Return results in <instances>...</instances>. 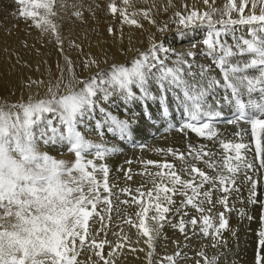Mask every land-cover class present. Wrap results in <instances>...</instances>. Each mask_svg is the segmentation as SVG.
Returning <instances> with one entry per match:
<instances>
[{"label": "snow or ice", "instance_id": "1", "mask_svg": "<svg viewBox=\"0 0 264 264\" xmlns=\"http://www.w3.org/2000/svg\"><path fill=\"white\" fill-rule=\"evenodd\" d=\"M17 2L21 5L30 2L34 8H43L45 15L37 20L36 26L42 27L45 32L49 29L57 32V25L48 18L57 15L53 10L56 0ZM123 3L128 5L129 0H123ZM204 3L208 5L209 0H204ZM183 7L187 9L186 4ZM236 7L235 0H229V5L221 12L219 20L213 19L217 9L203 12L193 9L187 15L180 12L174 14L178 18L175 22L184 30L206 29L205 38L201 42L206 47L201 55L212 58L220 70L219 78L212 74L214 70L211 65L194 64L196 53L191 50L177 54L172 66H169L166 61L170 57L160 54L173 50L153 40L148 51L136 49L138 55L132 59L131 66L113 64L109 70L101 69L83 79L77 76L71 67V61L66 58L68 77L62 72L55 83L47 86L44 97L36 99L30 96L27 101L7 108L0 106V264H80L78 257L86 242L103 264H114L110 257L126 246L127 237L105 256L103 249L109 242L94 239L89 242L88 235L89 220L93 216L104 220L97 211L99 204L105 206L109 219L111 218L113 191L109 184L110 170L106 164L98 165L97 161L116 149L108 148L102 142L90 141L79 126L87 127V121L94 119L101 100L108 101L113 95H120L127 100L136 99L134 88L140 89L145 100H156L159 97L165 103V115L168 114L165 94L178 89L176 98L181 100L183 110L189 117V122L183 125L181 131L190 129L201 137L218 140L219 134L210 122L199 126L193 122H200L205 118L211 121L221 116L224 108L228 107L237 114L233 123H249L255 137L253 160L240 155V150L246 149L247 145L222 140L220 144L224 155L220 159H213L217 156L215 152L204 148L196 149L191 145L187 153L169 149L172 155L185 164L182 169L184 176L177 172L174 164L146 162L147 165L161 169L155 173H147L153 177V189L147 193L137 189L139 195L133 197V202L140 205V211L136 214L139 223L133 226L141 229L140 234L147 237L145 243L149 249L146 253L148 264H152L155 241L163 227L161 221L167 219L166 214L172 211L170 206L176 203L173 196L184 197L177 212L191 206L203 214L199 231L205 237H212L213 247L226 243L221 237L222 231L228 228V220L221 212L214 223L211 215L204 214L211 213V208L205 209L203 205L212 204L211 195L214 190L225 193L239 191L229 185H235L241 163L245 169L244 180L250 183L249 202L264 204V201L256 199L259 179L248 174L249 171L264 170V142L257 131L259 129L264 132V9L259 15L245 17L244 8L241 7L239 19H232L231 11ZM255 7L256 4H253V9ZM110 8L114 14L117 12L115 4L110 5ZM150 11L141 10V14L155 24ZM20 14L25 18L37 19L35 11L22 8ZM76 15L81 13L77 12ZM122 16L125 23L142 27L136 19L129 20L123 11ZM243 27L248 28L250 38H246L244 34L237 35L238 30L243 31ZM112 31L109 28V32ZM159 31H167V25ZM178 32L182 36L185 34L181 29ZM226 37H231L232 43ZM56 39L63 51L58 34ZM195 47L193 44L192 48ZM189 57L193 59L189 60ZM92 65L99 68V63L94 59L86 62L84 67ZM194 66L199 70L193 71ZM150 82L158 86L157 96H153L149 90ZM42 83L43 81H29L26 86ZM221 89L225 93L223 96L218 94ZM255 94H258L259 99L254 98ZM99 112L104 114V122L103 125L98 124V127L106 125L109 131L118 133L121 139L131 137V125L127 120L111 115L103 107L99 108ZM54 144H65L68 151L74 154L75 161L69 164L64 160L54 159L43 150V145ZM232 152L235 153L234 156L230 155ZM89 154L94 159H87ZM188 157L205 163L214 175H209L196 164L188 163ZM127 178L132 177L129 175ZM206 184L209 185L208 189L202 191ZM121 191L131 195L130 189ZM145 195L148 197V207L143 199ZM218 202L227 209L226 196ZM121 203L128 204L129 201L123 200ZM149 207L154 208L156 213L150 218L155 222L151 229L145 224ZM248 218L252 219L251 216ZM261 219L264 220V217ZM198 222L200 221L194 216L188 224L194 229ZM126 223L132 224V218L129 217ZM185 227L181 217L179 230L183 233ZM258 236L260 246L264 247V229L259 231ZM131 251L136 252L137 249L132 248ZM180 255L177 252L164 257V260L167 264H176V257ZM197 255L204 264H219V256L210 258L204 251ZM196 264H201L200 260ZM257 264H264V256H257Z\"/></svg>", "mask_w": 264, "mask_h": 264}, {"label": "bare ground", "instance_id": "2", "mask_svg": "<svg viewBox=\"0 0 264 264\" xmlns=\"http://www.w3.org/2000/svg\"><path fill=\"white\" fill-rule=\"evenodd\" d=\"M147 1L150 2L154 0H147ZM172 1H174L173 3L177 4L176 0H172ZM194 2H195V5H198L201 8V5H199L200 3L198 0H195ZM110 3H112L111 0H102V1L97 2L99 6L98 8H100L101 12L105 11V13H106V9L107 11L109 9L111 10ZM122 6L123 7L128 6L127 9H129V4L122 5ZM258 6L259 5H257V7ZM191 7H193V5ZM258 8L261 9V6ZM123 11L127 13V11L125 10ZM96 13H98V10ZM98 15H97L98 19L95 21H92L90 23L91 25L85 28L86 30L84 31H80L81 28L80 30L75 29V24L77 23L73 21H70V22L68 21L67 25L63 22V26L60 27L59 32L57 30V34L60 36L62 40L63 51L60 50L61 44L58 41H55V44H54L55 46H53L52 43L46 42L44 38H40L42 42L41 41L37 42L35 41L34 38L30 39V36H27L24 41H14L11 44H6V42L2 40L0 43L4 44V46L0 47V103H3V102L5 103L8 100L24 101V100H27L30 96L36 99L44 97L46 95L47 86L50 83L56 82L54 81L55 79L54 73H56L57 71L60 73L63 72L64 76L66 78L68 77L69 72L67 71L68 65L66 63V58L71 61V67L75 70V73L77 74V76L83 79V78H87L92 73L99 71L101 69H104L105 67L113 63H120V64L127 63L129 59L134 55V52L136 49H138V47L140 49L142 48L140 46L144 47V45L151 44L153 40H155V42L157 43H163L166 48H170L173 50L167 54H164V53L160 54L161 56L167 55L168 57H170V59H168L166 62L169 64V66H172V61L176 59L177 54L188 52L189 50H191L190 47L192 48L191 46L192 43L200 44L202 40L205 38L206 29L199 28L196 30L181 29L185 32L183 36L180 35L178 31H175V29H173L174 31H169V32L160 33V34L155 33L153 35H150V37L147 40H145V36H143V33L141 31L136 29V27H131L132 24L129 26L126 23L122 27L120 26H118V28L116 27V29H114V32L110 33L106 27L107 24L104 22L106 21V19L108 21H113L112 16L109 15L103 18L102 14H98ZM158 16H157L158 18L162 19L161 15H158ZM89 19L90 17L86 18V20H89ZM161 19H158V20H161ZM78 26L80 25L78 24ZM159 26L157 27L159 28ZM81 27H84V25ZM240 27L241 26H238V28ZM57 34L55 35V38ZM240 34H244L246 38H250L248 35L247 27H243L242 32L238 30L237 35H240ZM226 39H228L229 43H232L231 37H226ZM69 43H71V45L74 44L72 46L75 49L69 50L68 48ZM129 49H131V51H129ZM93 59L99 63V68H97L95 65H92L89 68H85L84 64ZM188 59L192 60L193 58L189 57ZM194 64L211 65L212 69L214 70L212 74L216 75L218 78L221 76L220 70L213 63L212 58L201 55V52H198L196 54ZM198 70L199 69L197 67L195 66L193 67V71H198ZM45 77H46V81H44ZM29 81H43V83L33 84L31 87H27L26 85L29 83ZM157 89H158V86L154 82H150L149 90L152 92L153 96H157ZM134 92L136 93L137 98L132 99V100H127L120 95H113L112 98L108 101L101 100L99 104L97 105L94 119H89L87 121V127H85L84 125L79 126L80 130L86 134L87 138L90 141L94 143L102 142L104 146L108 148H113L114 142L116 141H112L113 139L111 137L113 134L112 133H111L112 135L110 134L111 131L108 130L106 125L102 127L97 126L98 124L103 125V122H104V114L99 112V108L100 107L105 108L108 113L112 115L114 114V116L118 117L121 120H127V117H128V122L131 125V131L135 133L134 136L131 135L130 137V140L133 141V145H134L130 148V150L132 151V154L140 153L142 151L143 152L140 155H138L139 157L131 158L129 156L131 152L127 153L124 150L123 153L125 154L123 156L121 155L122 156L121 158L113 159V157H116L115 156L116 153L114 151V152H109L104 157L105 160L102 159V160L97 161L98 165H100V164H103L104 161H108L112 157V159L108 161L113 165V169H112L113 172L111 173V175L109 174L110 186L113 187L114 185L116 186V184H119L120 187L122 186L124 189L127 187H132V190L134 191V193L137 191V189H139L140 191H146V193L149 190L153 189L154 187L152 183L153 177L148 175L147 173H155V172L161 171V169L155 167L154 165H147L146 164L147 161H154L160 164H163L165 162L174 164L176 166L177 172L180 173L182 176H184L182 169L185 167V164L181 160L177 159L174 155H172L168 150L172 149L174 152L187 153L190 145L196 149L204 148L207 151L215 152L217 153V156L213 157V159H220L224 155V149L221 147V144H220L221 140L224 142H231L233 144L243 143L247 145L248 147L246 149L240 150L241 157L247 158L248 160L254 159L255 157V151H254L255 137L252 135L251 125L249 123H246L245 121H239V122L233 123V121H236V117H237V114L234 111V109L225 107L222 115L219 117L213 118L211 121L205 118L200 122H193V123H197L198 126L199 124L206 123V122H210L212 124L213 129L219 134V139L209 140L206 137H201L196 132H193L190 129H187L185 131L180 130L185 123L189 122V117L187 113L183 110L181 100L176 98V94L179 92L178 89L174 91H169L165 94L167 97V101H166V106L168 109L167 115L164 114L165 103L162 102L159 97H157L156 100H145L139 88H134ZM218 94L220 96H223L225 93L221 89L219 90ZM140 95H142V98L140 97ZM254 98L259 99L258 94H255ZM134 116L137 117L136 118L137 120H136V123L133 124V120L135 119ZM226 117H229V118L226 119ZM147 120L149 124L147 123ZM145 123H146V126H144ZM100 131L104 133V135H106L105 138H100V134H102ZM257 131L258 133H260L262 142H264V132H260L259 129ZM141 134L144 135L143 139L138 138V135H141ZM148 137L150 139H147ZM144 139H146L147 145H144L145 143H143L142 141ZM136 140H138L139 142L136 143L135 142ZM106 142L108 143L106 144ZM140 146L143 150H139L135 148V147H140ZM42 147H44L43 150H46L48 154L55 156V157H59L60 155H62V153L65 154L68 152L67 146L65 144L43 145ZM122 148L124 149V147ZM230 155L234 156L235 153L232 152L230 153ZM87 159H94V156L89 154L87 155ZM121 162L125 163L126 165H123V163ZM188 163L196 164L197 167L205 170L206 172H208L209 175H214V172L211 169H209L207 165L203 162L196 161V160L191 159V157H188ZM117 164L119 165L121 164L120 165L121 167L119 168V166H117L116 168L115 165ZM106 165L108 164L106 163ZM242 166L243 164L241 163V167ZM241 167H240V170L243 169V168L241 169ZM244 172H245V169H244ZM248 174L253 175L255 179H259L260 183L256 191L257 193H259L258 198H261L264 200V170H261V172L249 171ZM129 175H131L132 177L131 179L127 178ZM119 177H121V179ZM184 178H187V177H184ZM126 184H129L130 186ZM119 185L117 187H119ZM208 187L209 185L206 184L204 186V189H202V191L207 190ZM231 188L232 189L238 188L239 191L232 190L228 193H225L219 190H214L211 195L212 204L209 205L205 203L203 205L205 209L211 208V213L206 212L204 214L211 215V217H213L214 219V223L216 222V218L218 217L219 213H221L222 211H224L223 213L225 216L231 217L232 224L227 228V230H223L222 232L224 234V238H226L227 240L226 244H228L229 247L236 245V242H234L235 240L232 238L233 231L235 230L234 220L236 222L238 221V218H242V216L246 217L249 214L253 215L257 213L259 215L261 214L260 212H262V209L264 208V204L258 203L257 205L256 203L253 205L252 211L248 210V207L251 204L249 202L250 197H251V192H250V183L244 180V173L237 175L235 186ZM116 190H113L115 195L118 194ZM122 195L123 194H121V196ZM225 196L227 197V205H228L229 211H227V209L225 208L223 204L218 202L222 197H225ZM172 198L175 199L176 201L175 205L178 206L179 208L180 200H183L184 197L177 195V196H173ZM201 199H203V197H201ZM144 200L146 204L145 206L148 207L149 206L148 197L146 195L144 197ZM183 209H185L186 211L182 212L181 210L180 211L181 213L179 212L176 214L173 211L172 213H167L166 214L167 219L165 221H161V223L163 224V227L166 228L172 224H179L180 219L183 216L184 222L186 223V227H185L186 230L188 228H191L193 230L192 226L188 224V221L194 216L197 217L198 221L200 222H198V224L194 228V230L196 229V233L194 234V236H191V234L189 233L190 231H188L187 233H189L190 236L193 237L191 240L194 243H197L198 250L202 248L207 255L217 252L216 256H218L220 251H218L219 250L218 248L212 246L213 245L212 237L210 236L204 237L199 231L201 227V223H202L201 217L203 214L197 212L191 206H187ZM184 213H187V215H183ZM241 213H244V214L242 215ZM155 214L156 213L154 211V208L149 207V211L147 212L146 217H145V224L149 226L150 229L155 226V222L150 219ZM179 215H182V216H179ZM261 215L260 217H262ZM245 217L244 219L243 218L242 219L244 221L248 220V218L246 217L247 218L246 219ZM253 217L252 219L254 220ZM255 217H256L255 219H257V216ZM112 220H116L117 222L119 221L116 218H112ZM239 221H241V219ZM137 222H139V220L135 221V223ZM258 222L260 221L258 220ZM255 225H252V226H255ZM260 225H262V223ZM260 225L257 224L256 226H260ZM260 227L262 228V226ZM122 229H124L127 232L126 233L122 231L123 236L131 238L130 240H132V242L130 244H127L122 249L121 252L117 251L114 256L110 257V259L114 261V264H148V258L146 256V253L149 249H148V245L145 243V240L147 239V237H144L143 235L140 234L142 231L140 232L139 230L136 231L133 225H131L130 228L127 227L126 225ZM118 231L119 229L116 228L115 233H111L109 235V239H111L110 245L115 244L116 242L115 236ZM128 233H129V236H128ZM173 233L175 234V232ZM173 233L172 235H174ZM257 233H258V230H257ZM187 235L185 234L182 237H180V239L177 240V242L181 243V240H183L185 236ZM171 237L173 238V236ZM259 239L260 238L258 237V240L257 239L252 240L251 243L248 244L249 245L248 247L250 246L253 247V245L255 247V244L257 241V246L260 250L259 251L257 249L256 250L258 252V255L262 256L263 254L261 255V252H264V247L260 246ZM139 240L142 241L143 251H138L136 253H133L131 251V246ZM254 247H253V251L252 249H249L250 251H252L250 252V254H252V258L254 257V252L256 251V250L254 251ZM113 248L114 247H110L107 251H105L104 252L105 256H108V254L113 250ZM213 248H216L214 249L216 251H211ZM174 249L176 250V248ZM255 255H257V253ZM84 259L87 261V264L88 263L89 264H103V261H100L99 258L98 259L96 258L98 261H96L94 257L93 258L84 257ZM88 259L91 262H89ZM152 259H153V256H152ZM253 259L251 263H253V261L255 260ZM223 261H224L223 263L229 262L230 257L227 259V261L226 260H223ZM239 264H248V262L243 261V262H240ZM253 264H257V262H254Z\"/></svg>", "mask_w": 264, "mask_h": 264}, {"label": "rangeland", "instance_id": "3", "mask_svg": "<svg viewBox=\"0 0 264 264\" xmlns=\"http://www.w3.org/2000/svg\"><path fill=\"white\" fill-rule=\"evenodd\" d=\"M88 1H89V3H88ZM98 1H102V0H56L55 7H54L53 10L57 12V15L55 17H48V18L52 19L53 23L58 25L57 26L58 32L60 30V27L63 26V22L67 25L68 21L69 22L73 21V22L77 23V24H75V29L80 30V28H81L80 31H84V30H86L85 28H87L89 25H91L90 23L92 21H95V20L98 19V16H99L98 14H102L103 18H105L106 16L110 15V16H112V20L113 21H108L106 19V21L104 23L107 24L106 27H107L108 30H109V28H111L113 30L112 32H114V29H116V27L117 28H118V26L122 27L125 24L123 16H122V11L125 10V11H127V13L126 12L125 13L128 15L129 20L136 19L137 21H139V24H141V25L143 24L142 25L143 27H137L135 25L133 26L130 23H126V24H128L129 26L131 25V27H136V29H138L139 31H141L143 33V36H145V40H147L150 37V35H153L155 33L156 34H158V33L160 34V33H165V32H169V31H174L173 29H175V31H178V29H182V26L175 22L178 19L174 15L176 12H180V13H182L184 15H187L188 12H190L193 9L198 10L200 12L208 11L210 9H217L218 11L214 15L213 19L219 20V19H221V12H223L225 10V7L229 5V0H209L208 5H205L204 0H198L199 3H200L199 5H201V8H200V6L195 5V2H194L195 0H192V1L191 0H176L177 4L173 3L174 1H172V0H154V1H150V2H148L147 0H129V9H127L128 6H126V7L122 6V5H124V3L122 2L123 0L122 1H120V0H111L112 3H110V5L115 4L116 7H117V12L114 14L110 9L108 11L106 9V13H105V11L101 12L100 8H98L99 7L98 4H97ZM235 3H236L237 7H236V9L231 11V18L232 19H239V17H240L239 8H241V7L244 8L243 15L245 17L249 16L251 14L259 15V14H261L262 9H264V0H246V2H245V0H235ZM181 4H182V6H181ZM185 4L187 5V9H185V7H183V5H185ZM253 4H256V7H257V5H259L258 7L261 6V9H259L258 7H257L258 9L256 7L253 9ZM192 5H193V7H191ZM22 8L26 9L27 11H30V12L31 11H35L36 14H37V19L34 20L32 17L25 18V17L21 16L20 10ZM146 9H150L151 10L150 11V16H151V18L154 17L152 19L155 20V22H156L155 24L156 25L153 24V23L147 22L149 20L148 19L145 20L144 16L141 14V10H146ZM97 10H98V13H96ZM77 12L81 13V15L77 16L76 15ZM134 13H135V15L132 16V14H134ZM44 15H45V10L43 8H38V7L34 8L30 2L29 3H25L24 5H21V4H19L17 2V0H0V42L2 40H4L6 42V44H11L14 41H24L27 36H30V39L34 38L35 41H37V42H40V41L42 42V40H40V38H44L46 40V42H50V43H52L53 46H55L54 45L55 41H57L56 38H55V35L57 34V32H56V34H54V32H52L50 29H49V31L45 32V31L42 30V27H37L36 26L37 20H39V18L44 16ZM158 15H161L162 19L158 18L159 17ZM87 17H90V19L86 20ZM224 18H227V16H225ZM158 19H161V20H158ZM120 20H121V22H120ZM140 20H142L143 22L140 21ZM40 22L42 24V21H40ZM78 24L80 26H78ZM144 24H145V26H144ZM83 25H84V27H81ZM159 25L161 26V28L164 27L165 25H167V31H165V32L159 31V29H160ZM157 26H159V28ZM53 35H54V37H53ZM193 44H195L196 47L195 48H191L190 47V49H191V51L195 50L194 52L196 54L198 52H202L204 50V48L206 47L202 43H200V44L199 43H197V44L196 43H192V45ZM68 45H69L68 46L69 50L75 49L72 46L74 44L71 45V43H69ZM3 46H4V44L0 43V47H3ZM150 46H151V44H147V45H144V47L140 46V47H142L140 49L138 47V49L140 51H142V52H146V51H148ZM68 48H67V50H68ZM137 55H138V53L135 50L134 55L130 58L131 61L129 59V61L127 63H124L123 65L124 66H128V65L131 66L132 59L134 57H136ZM113 64H120V63H113ZM113 64H111V65H113ZM111 65H108L107 66L108 68L105 67L103 70H109V67ZM94 74H95V72L92 73L91 75H94ZM52 75H53V73H52ZM60 75H61V73L58 72V71L56 73H54V77H55L54 81H56L57 78ZM46 77H45L44 81H46ZM140 97L142 98V95H140ZM24 101H27V100H24ZM18 102H23V101H11V100H8L5 103L4 102L0 103V106H3L5 108H7L8 106H10L12 104H15V103H18ZM113 116H114V114H113ZM134 118L135 119L133 120V124L136 123V120H137L136 116H134ZM227 118H229V117H226V119ZM127 121H128V117H127ZM54 123H55V121H54ZM147 123L149 124L148 120H147ZM144 126H146V123H145ZM132 133L133 132L131 131V135L134 136L135 133H133V134ZM110 134L112 135L111 138L113 139V140L112 139L111 140L117 142V143L114 142V148H116V149L118 148L115 151V153H116L115 156L116 157H113V159L121 158L125 154V153H123L124 150L127 153L131 152L130 155L128 154L131 158L139 157L138 155H140L143 152L142 151L140 153H133L132 154V151L130 150V148L132 146H134V145H133V141L130 140L129 137L125 136V138L121 139L120 135H118L117 133L110 132ZM114 134H115V136H114ZM105 136L106 135H104V133L100 134V138H105ZM138 138L143 139L144 135L143 134L138 135ZM117 139H118L119 142L117 141ZM147 139H150V138L148 137ZM122 140H123V142H122ZM142 141H143V143H145L144 145H147L146 139H144ZM135 142L138 143L139 141L136 140ZM107 143L108 142H106V144ZM115 145H117V146H115ZM121 146L124 147V149ZM135 148H137L139 150H143L141 148V146L140 147H135ZM43 149H44V147H43ZM134 149H132V150H134ZM44 151H46V150H44ZM48 155H50V154H48ZM50 156L53 157L54 159H57V160H64V161H66L69 164L73 163L75 161V159H76L74 154L72 152H69V151L67 153H65V154L62 153V155H60L59 157H55V156H52V155H50ZM111 159H112V157L109 160H111ZM108 161H104L103 164H106V163L108 164L107 167L109 166L108 168L111 171V172L109 171V174L111 175V173L113 172L112 171L113 165L110 162H108ZM121 163H123V162H121ZM120 165L117 164V165H115V167L117 168V166H119V168H120L121 167ZM123 165H126V164L123 163ZM241 169L242 170H240V171L242 173L239 172L237 175H240V174L244 173V167L243 166L241 167ZM119 178L121 179V177H119ZM118 185L119 184H116V186L114 185L112 187V191L118 189L116 191H117V193L119 195L118 194L115 195L114 192H113V196H112L113 210L111 212V218L109 219V213L105 209V206L103 204H99L97 206V211L100 213V215H102L104 217V220L101 221L97 216H93L89 220L88 241L90 242L91 240L94 239V240H96L98 242L105 241V240L109 242L108 244H106L104 246L103 252L107 251L110 247H115L117 244H119V243H121L123 241L124 236L122 234V231L123 232H126V231L124 229H122V228H124L126 225H127V227L130 228L131 225H138V223H139V222L135 223V221L138 220L136 214L140 211V205L138 203H134L133 202V197L138 196L139 195L138 192L136 191L134 193V191L132 190V187H127L125 189H130L131 188L130 190H131L132 193H131V195H129L128 193L126 194V192L121 191L124 188L122 186L120 187V185H119V187H117ZM126 185H129V184H126ZM234 186L235 185H229L230 188L234 187ZM119 188H120V190H119ZM142 192L146 193V191H142ZM121 194H123V195L121 196ZM153 195H155V193H153ZM258 196H259V193H257V196H256L257 200L264 201L263 199L258 198ZM123 200H128L129 203L128 204L121 203V201H123ZM144 202H145V200H144ZM153 203H154V201H153ZM175 204L171 205L170 207H173L172 211L176 214V213H179V212L176 211L178 206H176ZM253 205H254L253 203L250 204V206L248 207L249 211L253 210ZM257 205H258V203H257ZM263 209H262V212H260L262 215L261 214L258 215L257 213H255L253 215L249 214L248 216H246L247 218L249 216H251V217L254 216L253 218H254L255 221L253 219H251L252 220L251 221V220H249V218H248V220L244 221L243 219H244L245 216H242L243 219L242 218H238V221H236V222L234 220L235 230L233 231V233H235V235L232 234L233 235L232 238L235 240L234 242H236L235 246L229 247L228 244H226L227 240H226V238H224V234L222 233V237L221 238H222L223 241H226V243H221L219 246L216 247V248L219 249L218 251H220V253L218 252L219 253L218 256L220 257L219 264H235V263L239 264L240 262H243V261H247L248 264H249V263H251L253 258L255 259V260L253 259L254 260L253 263L257 262V256H258L257 250L258 251L260 250L258 248V246H257V241H256V244H255V247L253 245L254 251L257 249L254 252V257L253 258H252V254H250V252L253 251V247H251V246L248 247L249 246L248 244L251 243L252 240H255V239L258 240L259 236H256V235H258V233L260 231V228H261L260 226H262L261 230L264 229L263 228L264 227V220L261 219L262 217H264ZM172 211H170L169 213H172ZM185 211H186L185 209H182V212H185ZM227 211H229L228 207H227ZM222 212H224V211H222ZM260 215L262 217H260ZM129 216L132 218V221H133L132 224H129V223L127 224L126 223V220L129 218ZM179 216H182V215H179ZM255 216H257V219H255L256 218ZM112 218H116L119 221L117 222L116 220H112ZM225 218L228 220V227H229L232 224V219L229 216H225ZM240 219H241V221H239ZM258 220L260 222H258ZM115 222H116V224H115ZM254 223L255 224L257 223L258 225H260L262 223V225L256 226L257 224L255 225ZM112 224H113V226H112ZM251 224L255 225V226H252ZM172 225H170V226L168 225L169 227H166V228L162 227L160 229V236H159V238L156 239V241H158V242L155 241V251H154V254H153V259L151 257L152 264H161V262H163V264H167V261L164 260V257L169 256V255H174L177 252H180L181 255L176 257V264H196V262L198 260H200V262L201 261L203 262V263L201 262V264H204V261L201 259V257H199L197 255L198 252L204 251V250L202 248H200L198 250L197 249L198 248L197 243H194L191 240L193 238L191 236H194V234L196 233V229L192 230L191 228H188L186 230V228H185V232L182 233L179 230V224H172ZM185 225H186V223H185ZM238 227H239V229H238ZM116 228L119 229V231L116 233V236H115L116 242H115L114 245H110L111 244V242H110L111 239H109V235L111 233H115V229ZM134 229L136 231L139 230V232L142 231L141 229H139L136 226H134ZM257 230H258V233H257ZM172 231L175 232V234ZM188 231H190L189 233L191 234V236H190L189 233H187ZM172 233L174 235H172ZM185 234L186 235L188 234V235L185 236V238L183 240H181V243H178L177 240H179L180 237H182ZM170 235L173 236V238ZM249 235H250L251 238L249 237ZM128 236H129V233H128ZM130 239L131 238L127 237V241L125 242L126 245L130 244L132 242V240H130ZM189 240H191V241H189ZM192 243H194V244H192ZM77 244L79 245V241H77ZM132 248H136L137 249L136 252L140 251L139 249L143 248L142 241L139 240V241L135 242L131 246V249ZM174 248H176V250ZM216 248H213L211 251H216V250H214ZM249 249H252V251H250ZM117 251L121 252L122 249L121 250H117ZM136 252H133V253H136ZM240 252H242L243 254L240 253ZM239 253H240V255H239ZM256 253H257V255H255ZM216 254H217V252L213 253V254H209V255L206 254V255L211 258V257H215ZM261 255L264 256V252H261ZM95 256H96L95 255V251L94 250H90L89 247H88V243L86 242L84 249L81 251L80 256L78 257V260L80 261V264H82V263L83 264H87V261L84 259V257H88V258H93L94 257V259L96 261H98L97 259L99 257H97V256L95 257ZM229 257H230V261L227 262V263L226 262L223 263L224 262L223 260L227 261V259ZM89 262H91V261L89 260ZM253 263H251V264H253Z\"/></svg>", "mask_w": 264, "mask_h": 264}]
</instances>
